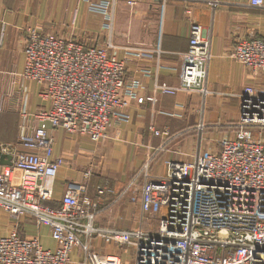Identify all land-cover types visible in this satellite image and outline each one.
<instances>
[{
  "label": "built area",
  "instance_id": "obj_1",
  "mask_svg": "<svg viewBox=\"0 0 264 264\" xmlns=\"http://www.w3.org/2000/svg\"><path fill=\"white\" fill-rule=\"evenodd\" d=\"M120 1L130 10L141 2L82 0L90 12L103 18L104 46L89 45L86 33L62 38L34 28L25 32L21 77L39 86V97L48 106L33 116L37 122L33 130L21 126L18 143L22 150L12 156L10 167H0V209L15 222L29 218L36 227L46 228L55 248L43 249L38 236L13 233L0 238V264H69L74 251L80 252L81 264H127L117 255L94 253L97 239L129 250L128 264H264V91L252 87L239 95V119L232 125V138L199 147L189 162L168 163L161 177L149 175L152 157H148L124 192H136L141 181L135 230L97 227L100 204L87 196L84 184L69 185L59 206L49 205L57 172L64 164L53 155L49 129L99 144L115 123L127 122V100L137 98V84H125L126 60L109 54L115 50L112 39ZM152 1L164 7L174 0ZM246 1L251 8L264 10V0ZM208 3L214 9L219 1ZM185 14L192 16L189 4ZM125 52L145 58L161 54L159 48L155 52L130 47ZM229 58L264 74V39L238 38ZM180 59L178 85L156 83L154 93L206 97L212 53L210 35L201 26L190 25L188 48ZM204 127L197 128L199 142ZM149 130L154 137L169 138L167 130ZM161 205L164 213L156 230H144V213L153 214Z\"/></svg>",
  "mask_w": 264,
  "mask_h": 264
},
{
  "label": "crops",
  "instance_id": "obj_2",
  "mask_svg": "<svg viewBox=\"0 0 264 264\" xmlns=\"http://www.w3.org/2000/svg\"><path fill=\"white\" fill-rule=\"evenodd\" d=\"M209 1L213 0L188 3L192 6L190 18L185 14L188 4L183 1H170L163 7L145 0L135 7L126 31L129 39L134 28V45H113L115 50H109L110 55L126 60V86L133 82L138 86L137 98L128 99L124 110L128 120L115 123L107 138L99 144L63 130L49 129L48 134L54 139L53 155L64 161L55 179L51 207L59 206L69 185L84 184L87 196L100 204V213L95 219L97 227L135 230L139 223L131 222L137 218L131 202L134 197L133 202L138 204L141 181H138L137 189L135 187L136 192H124L149 156L152 157L149 175L161 177L167 173L168 163L189 162L199 147L205 149L209 145L204 144L207 138H215L214 141L232 138L233 127L228 129L226 126L239 119V95L246 87L264 91V74L253 73L229 55L238 38L264 39V10L251 8L246 0H218V6L213 9ZM153 11L161 20L159 31L156 28L154 34L144 32L141 27L144 16ZM117 13L118 7L116 16ZM103 23V18L90 12L82 0H0V147L4 153L13 156L22 150L18 143L21 126L27 125L33 130L37 125L33 116L48 106L39 97V86L21 77L25 65V32L34 28L62 38L98 32L103 39L101 46H104L107 33ZM192 23L201 26L211 39L212 59L206 81L208 95L155 94L156 83L178 85L180 54L187 51ZM130 47L155 52L159 48L161 54L156 53L151 58L129 57L125 49ZM13 95L16 99L9 101ZM148 98L155 101H146ZM9 105L14 109L12 112H8ZM201 124L219 129H207V138L203 136L199 142L197 128ZM151 127L167 130L169 138L154 137L149 130ZM85 174L88 177L85 178ZM13 222L0 212V230L4 232L0 238L13 233L20 237L38 236L43 249L54 248L50 247L52 240L46 228L32 235L30 228L36 227L33 220L22 218ZM25 222L30 225H24ZM45 239L50 241L44 244ZM92 251L103 256L117 255L125 263L129 262L128 250L106 245L100 239L94 241ZM81 262L80 252L70 254L69 264Z\"/></svg>",
  "mask_w": 264,
  "mask_h": 264
},
{
  "label": "rangeland",
  "instance_id": "obj_3",
  "mask_svg": "<svg viewBox=\"0 0 264 264\" xmlns=\"http://www.w3.org/2000/svg\"><path fill=\"white\" fill-rule=\"evenodd\" d=\"M144 1L145 0H141V2H144ZM147 3H149V2H147ZM123 9H124V11L126 10V13L123 11ZM134 9L130 10V8L126 5V3L122 2V1H120L118 3V13H117V16L115 17V21H114V32H113V36L114 37H113V40H112L113 45L118 46V47L134 45V42H133L134 39L132 38V36L134 37V28L132 30V36H129V39H128V36H127V33H126V31H128L127 25L129 24V20H131L134 17L133 16L135 14ZM158 16H157V12L155 13L154 11L150 12V13H147L144 16V18L142 19V22H141V24H142L141 27H142L144 32H148V33L151 32V33L154 34V32L156 31V28H157V31H159V24L158 23L161 20L159 21V17ZM156 26H158V27H156ZM86 34L89 37V42H88L89 45H93V43L101 45V42H102L103 39L100 37V35H98V32L97 33L96 32H92V33L88 32ZM14 99H16V95H13L10 98H8L9 101L10 100L13 101ZM7 107L10 108V110H8V112H12L14 110L12 107H10V105L7 106ZM230 125L226 126V127H228V129H229V128L232 127V125L231 126ZM213 128L219 129L218 126L204 127V130L202 132V137L204 136L205 138H207L206 137V133L208 132L209 129L213 130ZM210 133H212V132H210ZM214 140H216V139L212 138V139L209 140L207 138L205 140L204 144H209L208 146L211 147L212 145H215L216 141H214ZM133 199H134V197H133ZM133 199H132L131 204H134V206L132 205V208L136 209V211H137V216L136 217L137 218L135 220L134 219L131 220V222L139 223L138 222L139 221V204H136L137 202H133ZM137 201H138V196H137ZM162 205H161L160 208H156V212L153 213V214L152 213H150V214L149 213L148 214L144 213V215H143V223H142L144 230H146V231H152V230L154 231V230H156L157 224H158V219L164 213V206H162ZM0 212L2 214H4L12 222V224H14L13 220L8 216V214L3 212L2 210ZM30 221H31V219H30ZM24 225H26V226L30 225V222H25ZM20 226H23V224L20 223ZM138 226H139V224H138ZM43 229L44 228L38 229L36 227H31L30 228L31 232H29V233H31V234L33 233L32 235L39 234V233H41V231ZM3 234H4V232L2 230H0V236L3 235ZM47 240H49V239H45L43 241V243L46 244ZM50 247H54L55 248V244L52 241H50ZM128 254H130L129 250H128Z\"/></svg>",
  "mask_w": 264,
  "mask_h": 264
},
{
  "label": "water",
  "instance_id": "obj_4",
  "mask_svg": "<svg viewBox=\"0 0 264 264\" xmlns=\"http://www.w3.org/2000/svg\"><path fill=\"white\" fill-rule=\"evenodd\" d=\"M12 159L13 157L10 154L4 153L0 147V167H10L12 164Z\"/></svg>",
  "mask_w": 264,
  "mask_h": 264
}]
</instances>
